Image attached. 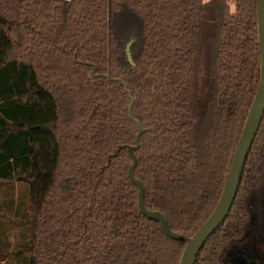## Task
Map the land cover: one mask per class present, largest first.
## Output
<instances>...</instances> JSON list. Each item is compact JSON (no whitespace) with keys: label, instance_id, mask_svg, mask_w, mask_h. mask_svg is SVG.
I'll return each mask as SVG.
<instances>
[{"label":"trees","instance_id":"1","mask_svg":"<svg viewBox=\"0 0 264 264\" xmlns=\"http://www.w3.org/2000/svg\"><path fill=\"white\" fill-rule=\"evenodd\" d=\"M258 0H0V181L27 187L24 264H178L218 203L258 81ZM234 5V11L230 9ZM113 14L137 23L128 63ZM264 184V120L209 264ZM209 261V262H208ZM213 261V260H212Z\"/></svg>","mask_w":264,"mask_h":264},{"label":"water","instance_id":"2","mask_svg":"<svg viewBox=\"0 0 264 264\" xmlns=\"http://www.w3.org/2000/svg\"><path fill=\"white\" fill-rule=\"evenodd\" d=\"M256 24L260 54L258 85L252 103L245 117L239 139L235 146L218 203L209 217L206 219V221L190 237L184 234H177L172 232L169 228L166 218L160 212L150 211L145 208L144 187L134 174L135 168L137 166V157L135 155V152L140 148L139 139L143 133V130L139 123L132 117V106L134 104V99L129 93L127 86L120 80H117L123 85L125 92L128 94L130 100V104L128 106V117L135 123L137 127V134L135 135L133 145L118 146L113 151V156H117L121 150H126L131 160L127 175L128 179L133 185L136 186L138 190V208L140 213L147 219L158 222L161 230L168 238L185 243V247L182 251L178 264H195L197 255L201 248L204 246L205 242L210 238V236L216 231V229L223 223V221L227 217L237 194L241 174L246 159L252 147L253 141L257 135L259 127L262 123V117L264 114V0H258L257 2ZM131 43V41L127 43L125 53L128 63L134 66L129 53V47Z\"/></svg>","mask_w":264,"mask_h":264},{"label":"rangeland","instance_id":"3","mask_svg":"<svg viewBox=\"0 0 264 264\" xmlns=\"http://www.w3.org/2000/svg\"><path fill=\"white\" fill-rule=\"evenodd\" d=\"M207 1V0H204ZM230 9L234 11V5L230 3ZM116 34L121 37V50L125 57V48L128 42L130 56L132 46L137 41V23L131 16L125 14L122 20L113 14ZM127 60V57L125 58ZM264 190V184L263 188ZM30 216L27 187L16 182L0 181V264H24V260L16 257L24 242L27 229L23 223Z\"/></svg>","mask_w":264,"mask_h":264},{"label":"flooded vegetation","instance_id":"4","mask_svg":"<svg viewBox=\"0 0 264 264\" xmlns=\"http://www.w3.org/2000/svg\"><path fill=\"white\" fill-rule=\"evenodd\" d=\"M245 202L249 218L241 237L227 242L209 264H264V190L248 194Z\"/></svg>","mask_w":264,"mask_h":264},{"label":"built area","instance_id":"5","mask_svg":"<svg viewBox=\"0 0 264 264\" xmlns=\"http://www.w3.org/2000/svg\"><path fill=\"white\" fill-rule=\"evenodd\" d=\"M262 120H264V114H263Z\"/></svg>","mask_w":264,"mask_h":264}]
</instances>
